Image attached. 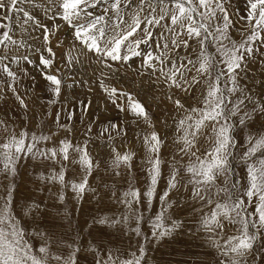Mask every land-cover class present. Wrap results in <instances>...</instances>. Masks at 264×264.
Wrapping results in <instances>:
<instances>
[{"label":"snow or ice","instance_id":"1","mask_svg":"<svg viewBox=\"0 0 264 264\" xmlns=\"http://www.w3.org/2000/svg\"><path fill=\"white\" fill-rule=\"evenodd\" d=\"M23 2L0 0V10L5 11L6 17L9 11L22 12L25 23L32 22L41 30L45 47L33 51V55L40 53L36 66L53 95L60 96L63 79L54 63L55 50L49 45L50 37L56 35L62 25H55L54 32L31 13L17 7ZM29 2L35 6V0ZM244 3L245 8L238 15L237 10L231 9L230 0H139L130 22L124 16L125 10L132 7V0H58L52 4L55 11L48 9L52 12L48 18L62 20L72 30L73 40L105 66H109V60L127 64L133 57H140L141 74L144 69H149V75H156L158 80L163 77L164 83L185 93L194 91L197 85L204 86L200 106L188 107L179 98L171 96L168 99L176 110H183L175 124L178 135L173 142L181 158L188 157L183 171L188 177L187 185H191L192 199L201 205L200 230L207 234L209 245L220 253V264H264V133H250L245 145L238 142L235 132L238 126L248 127L255 118H264V96L257 100L240 83V74L245 71L247 61L258 51L256 42L264 46V0H244ZM237 15L244 22L239 41L233 40L229 34L235 25L233 17ZM5 27L0 24V45L5 48L8 44L16 45L17 41L9 35L11 29L2 31ZM156 27L164 31L154 33ZM164 32L169 35L165 36ZM157 36L158 41L154 39ZM101 37L105 38L103 47L98 42ZM192 41L199 49L195 60L187 52L181 56L179 51L192 48ZM209 45L215 48V53L209 52ZM5 58L0 56V62ZM21 59L32 64L28 55L17 57L15 62L19 63ZM2 70L16 81V72L7 65ZM193 70L195 74L190 78L185 75ZM101 87L105 88L112 103L118 105L119 111L129 112L138 120L147 122L152 130L137 137L145 150L147 188L141 191L129 184L128 189L117 197V202L124 206V213L119 217L104 216L93 221V225L98 222L102 226H123L140 238L136 249L121 255H94V264H148L147 253L152 244L172 236L182 226L181 221L169 213L173 208L170 192L181 184V168L176 166V161L172 162L166 188L161 192L158 184L162 179L164 139L151 124V117L138 98L115 87L108 88L103 84ZM8 88L15 92L11 84ZM261 88L264 89V84ZM17 99L26 109L24 100L18 95ZM59 119L57 113L54 122L59 123ZM60 127L66 128V125L60 124ZM0 129L5 133L0 139V175L9 177L6 186L0 185L3 188L0 193V264H79L80 249L69 245L66 255L53 254L48 237L43 233L44 245L33 250L23 228L12 215L14 182L11 178L16 176L22 158L50 161L59 168L53 167L47 175L41 174L39 178L61 186L60 201L65 198V189L70 188L78 199L86 191L95 192L89 177L100 164L91 155L88 142L74 144L67 138L57 141L53 139L55 133L37 135L24 130L17 133L10 131L3 121H0ZM113 130L116 136L122 133L127 136L126 130L117 124L105 127L100 136L107 133L108 140H112ZM205 136L207 147L201 152L198 140ZM49 141L51 147L41 146ZM110 147L113 156L108 167L116 170L117 176L121 167L128 169L130 174L135 152L121 153L114 145ZM233 161L244 166L242 178L237 177ZM73 165H79L82 173L78 181L66 179V171ZM219 177L224 179L223 187L217 183ZM154 197L158 198L161 209L145 218L138 207L150 208ZM142 223L150 225V229L142 230Z\"/></svg>","mask_w":264,"mask_h":264},{"label":"rangeland","instance_id":"2","mask_svg":"<svg viewBox=\"0 0 264 264\" xmlns=\"http://www.w3.org/2000/svg\"><path fill=\"white\" fill-rule=\"evenodd\" d=\"M57 2L58 0H52V3H49V0H35L33 6L29 0H24L17 7L31 13L54 32L55 25H62L56 35L50 37L49 45L55 50L54 63L63 79L60 96L53 95L48 82L43 79L40 68L36 66L39 64L40 53L35 52L33 55V51L45 47L41 30L32 22L25 23L22 12L9 11L6 17L5 11L0 10V24L7 26L2 31L11 29L9 35L17 41L16 45L8 44L6 48L0 45V56L6 57L0 62V121L5 122L10 131L15 130L17 133L20 130L37 135L55 133L54 140L67 138L72 143L81 145L87 141L91 155L100 166L89 177V183L95 192L86 191L82 198L78 199L70 188L65 189V198L60 201L58 196L61 186L58 183L41 181L39 178L41 174L47 175L53 167L58 169L59 166L50 161L22 158L17 165L16 176L11 178L14 182L12 215L23 228L25 238L34 251L44 245L41 233L48 237L53 254L66 255L69 245L80 249L79 264H94V255H121L136 249L137 240L140 238L123 226H102L98 222L93 225V221H98L104 216L119 217L124 213V206L117 202V197L128 189L129 184L141 191L147 188L145 150L137 137L152 129L147 122L138 120L131 113L119 111L118 105L112 103L105 88L101 87L103 84L108 88L115 87L129 92L138 98L151 117V124L164 139L162 179L158 184L161 192L166 188L172 162L176 161V166L181 168V184L178 189L170 192L173 208L169 213L174 219L181 221L182 226L172 236L152 244L147 253L148 264H220V253L209 245L207 234L200 230L201 205L192 199L191 185H187L188 177L183 171L188 157L181 158L173 142L178 135L175 124L181 118L183 110H176L168 99L171 96L173 99L179 98L188 107L200 106L204 86L197 85L194 91L185 93L164 83L163 77L158 80L156 75H149V69H144L141 74L140 57H133L127 64L109 60V66H105L93 53L73 40L72 30L64 25L62 20L48 18L52 14L48 9H52V4ZM230 3L232 10H237L238 15L242 14L245 8L244 0H230ZM137 4L139 0H132V7L125 10V20L130 22ZM238 15L233 17L235 25L229 30L231 38L236 41L242 38L244 30V22L238 19ZM163 31L159 27L153 28V32L157 34ZM164 35L169 34L164 32ZM154 39L159 40L158 36ZM98 42L103 47L105 38L101 37ZM21 43L23 46H18ZM191 43L192 48L179 51L181 56L187 52L195 60L199 49L194 41ZM255 47L258 51L247 61L245 71L240 74V83L242 87L249 89L248 94L261 100L264 96V89L261 88L264 84V55L261 54L264 53V46L256 42ZM208 50L215 53V48L211 45ZM44 54L47 55V52ZM24 55L32 59L31 65L22 59L19 63L15 62L17 57ZM4 65L17 73L16 81L3 72ZM193 74L194 70L185 73L189 78ZM9 84L15 92L9 90ZM17 95L24 100L26 109L20 106ZM57 113L60 114L59 123L54 122ZM60 124H65L66 128H61ZM110 124H117L126 130L127 136L123 133L116 136L115 130L112 132V140H108L107 133L100 136ZM89 128L91 132H88ZM258 131L264 133V118L257 117L248 127L238 126L235 129L238 142L245 145L249 134L255 135ZM4 136L5 133L0 129V139ZM111 145L121 153L129 150L135 152L130 174L128 169L121 167L120 175L117 176L116 170L108 167L113 156ZM198 145L203 152L207 147L206 136L198 140ZM41 146L51 147L52 142ZM233 165L237 177L242 178L245 175L244 166L239 161H233ZM81 176L79 165H73L66 171L68 180L78 181ZM8 183L9 177L0 175V185L6 186ZM217 183L223 187V177H219ZM2 192L3 188L0 187V193ZM160 209L161 204L156 197L153 198L150 208L138 207V211L142 212L145 218L159 213ZM141 227L145 231L150 229V225L144 223Z\"/></svg>","mask_w":264,"mask_h":264}]
</instances>
